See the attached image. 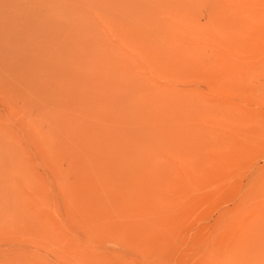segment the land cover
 I'll use <instances>...</instances> for the list:
<instances>
[{
  "label": "rangeland",
  "instance_id": "374dc122",
  "mask_svg": "<svg viewBox=\"0 0 264 264\" xmlns=\"http://www.w3.org/2000/svg\"><path fill=\"white\" fill-rule=\"evenodd\" d=\"M0 264H264V0H0Z\"/></svg>",
  "mask_w": 264,
  "mask_h": 264
},
{
  "label": "bare ground",
  "instance_id": "6f19581e",
  "mask_svg": "<svg viewBox=\"0 0 264 264\" xmlns=\"http://www.w3.org/2000/svg\"><path fill=\"white\" fill-rule=\"evenodd\" d=\"M155 18V17H154Z\"/></svg>",
  "mask_w": 264,
  "mask_h": 264
}]
</instances>
